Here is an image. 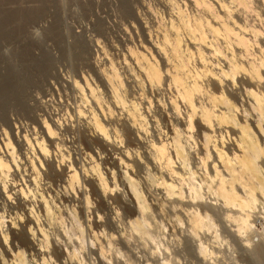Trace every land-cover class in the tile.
<instances>
[{
    "label": "bare ground",
    "instance_id": "1",
    "mask_svg": "<svg viewBox=\"0 0 264 264\" xmlns=\"http://www.w3.org/2000/svg\"><path fill=\"white\" fill-rule=\"evenodd\" d=\"M122 3L120 13L124 18H131L137 23L147 43V46L140 45L139 49L127 46L124 57L123 69L127 73L125 83L129 88H137L140 101L126 98L124 83L112 65L104 71L93 64L98 80L110 96L112 109L104 106L96 89L86 78L83 85L75 80L63 79L82 102L86 101L87 95L92 105V110L86 115L78 112V116L85 120L82 139L88 144L97 142L104 147L118 148V140L114 136L117 129H107L100 116L105 120L112 119L113 110L121 111L122 127L134 141L145 146L143 160L138 156L131 159L140 169L145 170L144 183L153 188L151 190L163 191L173 207L183 209L184 212H181L189 227L185 239L189 244L195 242L198 257L208 261L214 251L205 242L206 239L201 240L203 237L199 232L214 228V237H219L210 213L221 214L223 229L236 238V235L242 236L255 227L251 217L260 203L264 205L261 202V199L264 201V60L261 58L264 53V0H162L168 10L167 21L163 27H157L155 33L149 22L141 17L138 8L132 6V0H122ZM183 7L189 11L185 12ZM100 29L103 30L101 26ZM123 32L128 35L127 29L124 28ZM94 43L97 51L107 60L100 42L94 40ZM84 44L79 40L77 46ZM31 52L27 48H16L8 53H0L1 116L9 101L22 100V94L14 96L13 93L26 82L32 81L34 73L36 75L43 70L47 72L51 65L48 55L41 53L33 56ZM161 89L174 92L167 102L171 126L167 134H162L153 120V139L146 140L147 119L139 105L146 107L150 103L148 92ZM19 91L22 93L23 90ZM226 94L232 96L234 101ZM239 100L241 113L235 104ZM157 105L160 107L161 103L157 101ZM245 114L248 119L242 118ZM32 117L45 130L51 145L59 150L50 125L37 116ZM51 123L54 128L59 127L57 120L51 119ZM193 123L198 128L196 137H201L198 141L199 149L194 153L187 142L193 136L190 131ZM13 134L18 150L33 175L38 173L43 162L49 166L54 165L52 160H48V151L43 142L35 139L32 144L19 131ZM1 135L0 199L8 206L13 204V197L22 204L27 199L24 192L20 188L9 186L8 189L4 185L7 175L12 172L13 175L17 174L19 170L18 160L14 156L15 149L7 132L3 130ZM223 135L231 136L230 140H222ZM33 145L35 152H32ZM125 156L130 159L128 154ZM92 162L83 166L81 171L99 202L106 205L117 203L129 207L135 214L131 219L122 218L115 207L109 206V211L119 214V221L123 224L125 222L130 228V234L121 237L122 245L128 248L131 238L135 236L144 241L153 238L152 223H158L137 188V183L128 173L129 164L118 159L117 167L122 172L119 187L114 181H107L98 163ZM67 180L65 196L74 199L73 188L79 184L74 170L67 171ZM185 191L190 197L187 200L183 198ZM204 191L214 195V201L206 199ZM36 201L46 224L50 225L56 215V206L42 194L36 197ZM86 203L81 204V211L88 209ZM178 220L181 221L180 218ZM31 222H35V226L26 228ZM227 222L234 223L236 229L229 228ZM36 227L32 215L27 216L25 224L19 218L10 221L7 229L0 228V246L8 248L10 232L12 243L17 241L21 245L27 244L36 254H41ZM40 235L45 237L41 232ZM244 240L245 243L249 242L248 238ZM263 246L264 243L256 244L253 251L264 254ZM57 250L62 253L59 247ZM74 251H69L67 255L70 257L75 254ZM10 253V263H6L0 254L1 264H27L23 250H11ZM154 254L155 251L151 252V260L157 259L156 256L153 259ZM163 261L164 264H171L166 259Z\"/></svg>",
    "mask_w": 264,
    "mask_h": 264
},
{
    "label": "rangeland",
    "instance_id": "2",
    "mask_svg": "<svg viewBox=\"0 0 264 264\" xmlns=\"http://www.w3.org/2000/svg\"><path fill=\"white\" fill-rule=\"evenodd\" d=\"M122 4V0H0V53H8L16 48H27L32 51L33 56L41 53L48 55L47 58L51 63L47 72L43 70L36 75L33 74L32 81L26 82L19 89L23 90L22 93L19 90L13 93L14 96L22 94L23 101H9L10 103L5 105L6 109L2 106L5 110L4 115H0V138L1 132L6 131L14 146V156L18 160L19 170L14 175L13 172L9 173L4 185L8 189L9 186L20 188L27 197L26 202L21 204L12 195L11 206L0 199V221H2L0 228L7 229L9 222L18 218L25 224L27 216L32 215L38 226L35 231L38 246L42 251L41 254H36L35 250L27 244L21 245L17 241L12 243V233L9 232L8 248L0 246L1 257L8 263L11 261V250L16 252L20 249L25 252L27 264H164L165 259L171 264H264V254L253 251L256 244L264 243L263 204H259L251 217L255 227L242 236L236 235V238L223 229L221 214L210 213L219 237H214V228L199 232L201 238L203 237L201 239L199 236V238L203 241L206 239L205 242L214 251L212 257L204 261L198 257L195 242L189 244L185 239L189 227L184 213L181 212L183 209L178 206L173 207L171 200L167 199L163 191L157 192L151 190L153 188L148 184L146 186L145 170L140 169L131 160L133 156L143 160L145 146L134 141L122 127V112L113 110L112 119L105 120L100 116L102 124L107 129H117V134L114 133V136L118 140V148L104 147L97 142L88 144L82 139L85 120L78 116V112L81 111L83 115H86L92 110V105L87 95L86 101L82 102L79 95L73 92L63 79L75 80L83 85L86 78L88 83L96 89L104 106L112 109L110 96L98 80L93 64L95 63L104 71L109 70L112 65L124 83L126 98L140 101L137 88H129L125 83L127 73L123 69L124 57L127 46L139 49L140 45L147 46V43L137 23L131 18H124V15L120 13ZM132 6L138 8L141 17L149 22L154 33L157 27H163L167 21L168 10L165 9L162 0H132ZM183 9H186L185 12L189 11L188 8L183 7ZM255 22L259 25L257 21ZM124 28L128 30V35H124ZM79 40L85 43L81 46L82 48L77 46ZM94 40L100 42L107 60L97 51ZM261 58L264 60V53ZM173 95V91L163 89L148 92L150 103L146 107L139 105L147 119L146 140L153 139V120L162 134L168 133L171 117L167 102ZM226 95L232 99V96ZM157 101L161 103L160 107ZM235 104L241 113V101H235ZM32 116H37L50 125L59 150L55 148V145H51L45 130L37 125ZM242 118L248 119L246 114L242 115ZM51 119L59 122L58 128L53 127ZM252 128L256 130L253 124ZM16 131L31 140L32 144L35 139L43 142L48 151V160H52L54 165L49 166L43 162L38 173L33 175L18 150L13 134ZM190 131L193 136L187 142L191 152L194 153L199 149L198 141L201 137H196L198 131L196 124L193 123ZM230 137L223 135L222 140L228 141ZM35 151L36 148L33 145L32 152ZM126 154L130 159H127ZM119 158L129 164L128 173L137 183V188L150 206V212L158 223V225L152 223L153 238L144 241L136 236L130 237L131 245L128 248L122 245L121 237L129 235L130 228L125 222L123 224L119 221V214L109 211V206L115 207L121 217L126 219L135 217L134 212L130 211L129 207L117 203L101 204L95 197L91 185L84 180L81 171L83 166H88L95 161L106 180H112L121 187L119 183L122 172L117 167ZM68 170L76 172L79 183L78 187L73 188L74 199L65 196L64 188L68 185ZM204 193V197L209 201L214 198V195H208L205 191ZM39 194L52 200L56 206L54 207V215H56H53L54 221L52 220L50 225L46 224L41 207L36 201ZM183 198L186 200L190 198L187 191L184 192ZM83 202L88 205V209L81 211ZM261 202L264 203L262 199ZM226 225L236 229L232 222H227ZM29 226L34 227L35 222L27 224L26 228ZM40 232L45 234L44 238L41 237ZM41 238H43L42 242ZM246 238L249 239L248 243H245ZM58 247L62 253H59ZM74 249L75 254L70 255L74 257L70 258L67 253ZM153 251H155L153 259L155 256L157 258L154 259L155 261L150 258Z\"/></svg>",
    "mask_w": 264,
    "mask_h": 264
}]
</instances>
